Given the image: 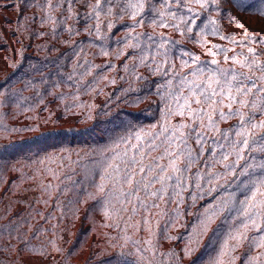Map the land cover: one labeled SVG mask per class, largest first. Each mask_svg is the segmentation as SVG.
Masks as SVG:
<instances>
[{
  "label": "trees",
  "instance_id": "obj_1",
  "mask_svg": "<svg viewBox=\"0 0 264 264\" xmlns=\"http://www.w3.org/2000/svg\"><path fill=\"white\" fill-rule=\"evenodd\" d=\"M97 4L0 0V145L14 148L0 160V264H264V184L242 203L253 172H264V92L240 97L247 106L231 104L242 116L220 119L219 111H229L227 99L217 111L212 102L192 103L193 110L208 111L196 122L187 110L166 115L174 102L162 85L172 76L153 70L144 38L167 37L223 68L236 67L225 56L249 48L264 63V0L189 2L201 14L192 25L165 14L160 26L153 16L165 6L155 0H99L102 10ZM150 7L152 15L141 21ZM198 24L219 35L195 31ZM216 45L228 51L217 53ZM155 61L173 74L191 67L175 56ZM257 83L264 87V80ZM249 115L259 127L246 125L248 143L240 145L231 129ZM179 125L206 137L198 143L188 136L191 156L173 160L163 148L151 151L129 182L123 167L113 170L129 144L134 154L136 137ZM149 165L146 175L139 171ZM185 165L183 175L175 171ZM241 210L256 214L247 220Z\"/></svg>",
  "mask_w": 264,
  "mask_h": 264
},
{
  "label": "snow or ice",
  "instance_id": "obj_2",
  "mask_svg": "<svg viewBox=\"0 0 264 264\" xmlns=\"http://www.w3.org/2000/svg\"><path fill=\"white\" fill-rule=\"evenodd\" d=\"M119 0H104L105 5H109L112 3H118ZM156 3L163 4L165 6V12H157L155 16H153V22L157 24V26L164 24L163 17L165 14L169 15L173 19H182V22L185 25H192L193 22L201 16L200 13L193 12L191 8L187 7L189 2L195 4H201L202 0H155ZM172 4L177 5V7H171ZM139 5H137L138 7ZM97 10L99 9V0L97 6H95ZM146 15H152L151 7L140 16V20L143 21ZM203 24V21H201ZM135 26V25H134ZM133 26V27H134ZM171 27H177L178 25H168ZM186 31L188 33H193V27H187ZM195 31L202 34H212L219 35V32L215 29L209 30L207 26L201 27V25H195ZM144 38L146 40L147 47H150L153 50V62L156 63V68L154 71H160L163 76H172V79L168 80L167 84L162 85L167 91V95L170 101H173V105L170 106L166 115L179 114L183 116L185 114V110L191 114V117L194 122L202 120L204 117L208 116V111L203 107L199 109L193 110L191 107L192 103L196 104H208L212 102L216 107H212V111H217L218 106L224 104V100L227 99L229 101V111L228 113H224L223 111H219L220 119H226L228 117L234 116H242L243 114L237 109L236 111L231 110V104L236 103L240 105L247 106V103L241 99L248 94L255 95V93L264 92V87L258 85L257 81L264 80V63H258V58L261 53L254 52L251 48L248 49V52L245 53L243 51L236 52L232 57L225 56V62H231L236 67L223 68L220 66V63L216 60H208V61H200L198 60L188 49H184L183 47L178 45L176 41H170L167 37H156L149 35L147 33L144 34ZM138 43L134 47H139V37L136 38ZM189 39L196 40V36H189ZM224 39H230V37H224ZM200 43L201 41H196ZM259 42V41H257ZM238 45H245L247 41H236ZM165 45H168L165 47ZM216 48L217 53H226L228 50L220 47L219 45L214 46ZM159 55L163 58L164 63H168L171 61L172 57L175 56L177 59L182 61V67L185 65H190V70L185 72L183 75L179 73H172L171 67L168 70H165L163 65L160 62L155 61V56ZM187 57V59H185ZM237 57H243V59H237ZM142 62H144V57L142 56ZM151 67V64H149ZM247 68L249 72L255 74L260 73V76L249 75L248 72L238 69ZM203 78V79H201ZM172 80L176 81V85L172 87ZM214 85V86H213ZM2 87V85H0ZM170 89V90H169ZM255 90L252 92V90ZM187 91L188 95L185 96L184 92ZM199 97V99H197ZM184 103H181V101ZM191 101V102H189ZM253 117L249 115L247 119H242L239 125H234L231 131L234 135H239L241 137L239 144L245 145L248 143L247 141V132L246 125H251L253 128L259 127L258 125L253 124ZM214 125V121L209 119L207 127L211 128ZM187 127L189 132L185 135L181 129ZM163 134L164 138L160 140L159 143H155V141ZM195 134V139L199 143L202 140H206V137L202 133L197 132L195 127L191 125H179L176 127L169 126L167 128L162 127V131L156 133L150 138L145 139L144 137H136L138 141V146L134 149V154L129 155V149H131V145H128V148L125 149L123 155L119 158V165H112L113 170L119 172L121 167H123V177L122 179L125 182H129L132 178V169L136 168L137 165H142L144 158L151 151H155L163 148L165 154L171 155L173 160L178 159L181 156H191V151L187 144L188 136H192ZM221 135L228 139V133L223 132ZM264 138V137H262ZM215 142V141H214ZM123 143V141H121ZM229 143H234L229 140ZM145 144L147 145V149L145 150ZM223 147V145H221ZM170 149H176V151L170 152ZM11 150V142L8 144L0 145V160L4 159L5 153H9ZM141 151H145V155L141 156ZM152 170V165L145 167H141L139 171L144 172L145 175L148 171ZM187 170V165H185L184 169L179 167L175 168V171L180 172L182 175ZM160 171L163 172L164 168L161 167ZM247 175V173H245ZM154 179H158V177H154ZM169 179L173 180L174 183H180V178L175 175L169 177ZM137 185L142 183V181H137ZM258 184H264V172H253V178H250L245 187L247 188V192H242V195L245 196V200L242 203H247L248 194L252 193L253 190L257 188ZM242 214L246 216L247 220H252L253 216L256 214L253 212L245 213L244 210H241ZM245 221L242 220L241 224H244ZM146 251L145 249L141 250Z\"/></svg>",
  "mask_w": 264,
  "mask_h": 264
},
{
  "label": "rangeland",
  "instance_id": "obj_3",
  "mask_svg": "<svg viewBox=\"0 0 264 264\" xmlns=\"http://www.w3.org/2000/svg\"><path fill=\"white\" fill-rule=\"evenodd\" d=\"M104 130V129H103ZM82 135L84 136V137H88V133L87 132H84V133H82ZM91 135V134H90ZM39 147H40V145H38ZM38 147V148H39ZM23 149H26V150H28L29 152L30 151H32V150H34V149H36V147H35V145H31V146H28V147H26V145H24V148ZM13 150H14V148H12L11 149V152H13ZM32 262V261H31ZM33 264H35V262H32Z\"/></svg>",
  "mask_w": 264,
  "mask_h": 264
}]
</instances>
